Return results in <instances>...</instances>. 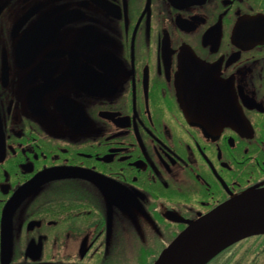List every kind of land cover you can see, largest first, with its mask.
<instances>
[{
  "label": "flooded vegetation",
  "instance_id": "af4514ba",
  "mask_svg": "<svg viewBox=\"0 0 264 264\" xmlns=\"http://www.w3.org/2000/svg\"><path fill=\"white\" fill-rule=\"evenodd\" d=\"M262 188L264 0H0V264H152Z\"/></svg>",
  "mask_w": 264,
  "mask_h": 264
},
{
  "label": "water",
  "instance_id": "95a60500",
  "mask_svg": "<svg viewBox=\"0 0 264 264\" xmlns=\"http://www.w3.org/2000/svg\"><path fill=\"white\" fill-rule=\"evenodd\" d=\"M264 234V188L232 198L192 221L152 264H204L242 238Z\"/></svg>",
  "mask_w": 264,
  "mask_h": 264
}]
</instances>
